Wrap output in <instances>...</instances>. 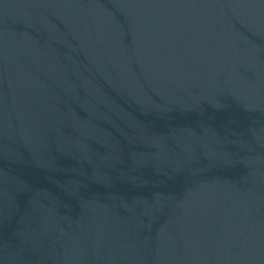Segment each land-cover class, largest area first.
I'll list each match as a JSON object with an SVG mask.
<instances>
[{
	"label": "water",
	"instance_id": "95a60500",
	"mask_svg": "<svg viewBox=\"0 0 264 264\" xmlns=\"http://www.w3.org/2000/svg\"><path fill=\"white\" fill-rule=\"evenodd\" d=\"M0 264H264V0H0Z\"/></svg>",
	"mask_w": 264,
	"mask_h": 264
}]
</instances>
